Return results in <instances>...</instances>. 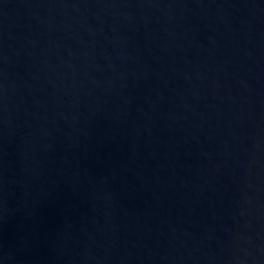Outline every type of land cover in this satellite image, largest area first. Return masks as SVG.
Returning a JSON list of instances; mask_svg holds the SVG:
<instances>
[{"label":"water","instance_id":"obj_1","mask_svg":"<svg viewBox=\"0 0 264 264\" xmlns=\"http://www.w3.org/2000/svg\"><path fill=\"white\" fill-rule=\"evenodd\" d=\"M0 264H264V0H0Z\"/></svg>","mask_w":264,"mask_h":264}]
</instances>
